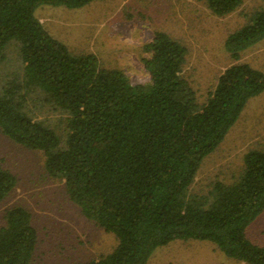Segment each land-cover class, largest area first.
<instances>
[{
  "label": "trees",
  "instance_id": "1",
  "mask_svg": "<svg viewBox=\"0 0 264 264\" xmlns=\"http://www.w3.org/2000/svg\"><path fill=\"white\" fill-rule=\"evenodd\" d=\"M101 0H0V66L17 42L22 73L0 84V131L43 153L47 174L64 182L82 214L115 235L114 249L78 264H148L173 241L214 244L226 257L264 264V247L247 237L264 212V148L244 155L231 183L215 181L206 193L191 185L206 157L223 142L248 102L264 92V72L238 62L264 40V6L230 33L227 67L199 100L183 75L188 49L163 31L144 44L147 83H131L93 53L74 54L36 16L42 6L79 9ZM245 0H206L226 16ZM37 99L66 115L60 133L36 118ZM17 177L0 166V204ZM0 226V264H33L38 234L21 205Z\"/></svg>",
  "mask_w": 264,
  "mask_h": 264
},
{
  "label": "rangeland",
  "instance_id": "2",
  "mask_svg": "<svg viewBox=\"0 0 264 264\" xmlns=\"http://www.w3.org/2000/svg\"><path fill=\"white\" fill-rule=\"evenodd\" d=\"M264 0H245L234 12L217 16L206 0H101L79 9L42 6L36 16L47 31L74 54H95L101 65L120 69L131 83H147L150 73L143 59L145 43L163 31L188 49L183 75L203 101L218 76L236 63L224 48L227 36L244 25ZM264 72V40L248 48L238 61ZM22 73L17 42L5 50L0 84ZM31 110L63 133L66 115L37 99ZM264 148V92L252 98L223 142L202 162L190 189L206 193L215 181L231 183L244 166V155ZM42 152L10 140L0 131V166L17 177V185L0 204V226L5 212L21 205L32 214L38 242L33 264L85 263L111 252L115 235L86 218L67 196L64 182L51 178ZM247 237L264 247V212L248 227ZM148 264H247L226 257L206 241H173L152 254Z\"/></svg>",
  "mask_w": 264,
  "mask_h": 264
}]
</instances>
